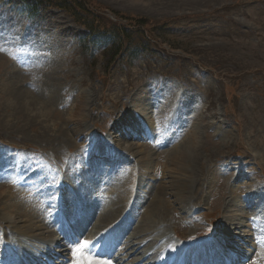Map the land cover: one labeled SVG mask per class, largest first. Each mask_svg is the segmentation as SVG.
I'll return each mask as SVG.
<instances>
[{
  "label": "rangeland",
  "instance_id": "374dc122",
  "mask_svg": "<svg viewBox=\"0 0 264 264\" xmlns=\"http://www.w3.org/2000/svg\"><path fill=\"white\" fill-rule=\"evenodd\" d=\"M90 1L111 18L116 11L167 25L154 32L148 50L136 59L125 56L108 65L101 48L86 50V32L63 11L40 7L29 16L21 0H0V204L18 207L7 220L0 212V255L7 254L3 263L28 260L27 248L37 253L49 238L51 229L39 222L46 223L45 215L29 202L43 200L41 195L59 201L55 192L61 181L69 184L62 192L78 200L76 210L83 205L82 213L92 212L93 221L100 182L123 188L146 175L141 188L146 196L148 185L178 172L183 179L171 182L166 192L158 185L157 198L166 203L153 220L154 201L135 200L141 215L146 210L142 227L155 226V233L170 243L201 250L204 261L214 264L218 254L212 253L219 246L211 247L216 241L221 245L220 236L232 229V213H242L245 225L257 212L264 216V0ZM181 146L192 156L185 168L176 167L171 155ZM146 151L154 158L148 170L137 163ZM184 182L187 188L180 185ZM29 216L39 219L41 243L16 232L33 220ZM82 217L63 214L83 236L93 227L107 229V223L87 227ZM116 227L104 236L131 233ZM239 230L234 229L236 235L247 228ZM258 246L253 250L245 242L249 255L240 263L264 264V246ZM80 262L100 264L89 257Z\"/></svg>",
  "mask_w": 264,
  "mask_h": 264
},
{
  "label": "bare ground",
  "instance_id": "6f19581e",
  "mask_svg": "<svg viewBox=\"0 0 264 264\" xmlns=\"http://www.w3.org/2000/svg\"><path fill=\"white\" fill-rule=\"evenodd\" d=\"M18 93L20 94L19 91H18ZM24 96L25 95H21L22 98ZM153 150H154V148H153ZM172 151L177 152V154L171 153V155L175 159V166L178 167V165H179V167L185 168L186 162L192 158L191 154L189 153V152H191L190 149L188 150L187 146H185L183 148L181 146L180 148L172 150ZM122 154H123V151H122ZM90 155H93V154L91 153ZM144 155L142 154V156L140 157V160H138L137 163L144 166V167L148 166V168H147V170H148V169H150L149 166L151 165V163L154 162L153 161L154 158L152 157L151 153L149 154V152H147V151L144 153ZM77 156H78V154H77ZM85 156H86V154H85ZM107 156H110V155H107V154L104 155V157H107ZM197 163H200V162L197 160ZM87 169H88V167H87ZM95 171H97V169ZM78 174H80V173L78 172ZM130 174H131V172H130ZM146 174L148 177L150 176L148 171ZM167 175H169V174H167ZM167 175H163V178L158 182V184L153 183V184L148 185L147 186L148 188L146 190V192H147L146 196L145 195L143 196L144 193H142V191H141V188H143L145 186V184H147V183L142 181L143 178H144V180L148 179L146 177V175L141 174L140 175L141 181L137 182L133 179L135 181V183H134V181H132V183L130 185H128V183H127V185H124L123 188L122 187L116 188V186L111 188L110 186H107L106 182L105 183L100 182V185L98 187L99 188L103 187V188H101V192L98 191L99 194L97 195V199H96L97 204L94 206L95 207L94 208L95 217H94L93 221H92V215H93L92 212L82 213L84 210L83 205H80V206H82L80 208V210H76V209H78L76 207L78 200L73 199L74 197L71 194V192L65 193V194L62 192V187H65L66 185H68L67 189L69 190V184L61 181L62 183L59 185L60 186L59 189H57L55 192L57 194V191H59V198H58L59 201L54 200L53 198H52V200H50V196H48V195H41V199H43V200L39 199L40 201L37 200L38 202L31 200L29 202L33 209H36L37 211H39V214L41 216L43 214L45 215V217H46L45 221L47 224L44 223V221H39V222L44 228H47V226H48L51 229L50 230L51 234H50L49 238L46 239V242L43 244L42 247H41V245L38 246L37 249L39 251L37 253H31L30 249L27 248L26 256L29 257V259L26 260L27 258H23L25 260H21V262L19 260H17L16 264H55L57 262H52V260L56 259L55 257H61V256H62V258H64V260H62L59 264H83L80 262L82 257H89L93 261L100 263V264H123V263L124 264H210L209 262L204 261L205 259L203 257L204 256L203 251L196 250V249H194L192 251H189L190 249L182 251V249H184V247L180 248L178 245L172 244L169 241H167L166 238H163L164 236L162 234L155 233L156 232L155 226L148 227V229L142 227L146 222V210L144 209L142 211V215H141V212H139V210H137L138 207H137V205H135V200H137L139 202L140 200H143V199H146L147 197H150L151 203L154 201V205H155L154 212L150 213V215H149V220L150 219L153 220L155 212L159 209V207L162 204L166 203L165 199L157 198L159 195V186L158 185H160V188L164 192H166L167 190H169L171 188V185H170L171 182L183 179L181 177L182 175L178 172L171 174L172 176H170V175L167 176ZM72 176H73V174H72ZM85 176H87V175H85ZM130 176H129V178H131ZM108 180H107V182H108ZM127 180L129 182V179H127ZM97 181L98 180H96V182ZM91 182H92V180H91ZM73 184L75 186V183H73ZM97 184L98 183H96V185ZM180 185H183L185 188H187L188 183L184 182V183H181ZM106 187H107V190H106ZM133 187H134L135 191H132ZM96 188H97V186H96ZM65 191H67V190L65 189ZM83 193H85V192H83ZM83 193H82V195H84ZM91 193H92V191H91ZM95 193H96V191H95ZM77 194H78V192H77ZM116 194H119L121 196V198L118 200H114L113 197ZM169 195H175V198H177V194H175V193L171 192ZM91 196H93V195H91ZM82 197H84V196H82ZM80 198H81V196H80ZM127 198L129 199L128 204H126ZM89 199H90L89 201L92 202L91 198H89ZM94 199H95V197H94ZM48 202H50L51 204L45 205L46 203L48 204ZM175 203H177V200H175ZM247 204H245V207L248 206ZM251 204H253V203H251ZM126 207H128L127 210H126ZM249 207H250V205H249ZM101 208H103V209L100 210ZM13 209L18 210V207H16L14 204H11L10 202H6V206H4L3 204L0 206V212L2 213V215L4 216V218L6 220L8 218L10 219L9 212ZM249 210H246V213L249 212ZM252 210L253 209H251V211ZM256 210L254 213H256ZM65 212L69 213L70 215H74L75 217L83 216L82 218H84L86 224H88V225H86L87 227L89 226L90 223H91L90 225L94 224V222H95V226L100 225L102 223H105V224L107 223V225H108L111 222V219L115 215H117V213H120L118 215V217H116V219L114 220L115 224L113 226L114 227L118 226L119 228L124 226L129 231H131V233L128 236L127 235H121L119 237L114 236L112 239L104 240L102 242V244L103 245L107 244L109 247H112L114 242H119L118 246L116 248L113 249V247H112L111 252L104 253V252L99 251L98 248L95 250L93 248V242L91 241L92 240V237H91L92 234L93 235L100 234L101 231L97 230L98 227L97 228L93 227V229H90V233L83 236V233H80L81 229L73 228L74 227V221H73V226H72L71 224H69L67 222V219L63 218V214H65ZM84 212H86V210ZM126 212H128L127 216H129L127 218H126ZM236 212H237V209H236ZM243 212H244V209H243ZM84 214H87L88 216L84 215ZM124 214H125V216H124ZM250 214H251V212H250ZM6 215H8L9 217H5ZM51 216H54L55 218L54 219L49 218ZM29 217H31V216H29ZM139 217H141L140 220H139ZM241 217H243L242 213H239L237 215L232 213V215H230L228 218L229 221L234 220L233 222L229 223V225L232 227V229L229 228V230H227V231L225 230L221 236L218 235V236H220V238L223 237L221 245H220L219 241H216L214 243L215 246L211 247V249H214L216 246L217 247L219 246L218 249L217 250L214 249L215 252L212 253V255H214V256H215V254L216 255L218 254L217 259H216L217 262L214 264H225V263H227V261L230 263L234 262L233 264H241L240 262L242 261V259L245 258L247 255H249V253H247L243 247L245 242H248L250 249H253V250L257 249V247H256L257 245H259L258 248L261 246H264V216H260V212H259V214L257 212L255 215L251 216L252 219L248 223V225H245L242 221H240ZM31 218L33 219L31 222L29 220H27L23 226L17 227L16 232H18L19 234H24V235L29 233L28 236H29L30 241L31 240L34 241L33 243H35V241L40 242L41 238H42V234L40 232L41 225L37 224V220H39V219H36L34 217H31ZM119 218H122V220L118 221ZM244 218H246V217H244ZM125 219H127V221H125ZM107 225L105 226L106 228L113 227L112 225H110V226L109 225L107 226ZM244 226H245V229L247 228V230L242 235H240L241 232L239 229L244 227ZM234 229H236V230L238 229L240 234L237 233V235H236V233L234 232ZM36 230H38L39 232L35 233V234H30V232H33V231L35 232ZM23 231H24V233H23ZM71 232H73L77 235H80V238L81 237L84 238V241L87 244L86 254H81V255L77 254V252H76L77 249L75 248V246H76L75 240L70 238V236L72 235ZM3 233H5V235H7V232L3 231ZM244 234H246V235H244ZM149 236H151V238L147 239ZM236 238H238V239L236 240ZM7 239L10 241L11 237H7ZM179 240H182V239L179 238ZM72 244H74L73 247L71 246ZM57 245H59V247L55 248L54 246H57ZM229 245H234L235 247L234 246L233 247L235 248L236 251L232 250V247H230ZM240 245H241V247H240ZM29 246H31V244ZM142 247H144V249H142ZM23 248H25V247H23ZM34 248H36V247H34ZM71 249H73L74 252H72ZM68 250H70V251H68ZM227 250H228V252L224 255L223 252H225ZM258 251H260V250H258ZM261 251L263 252V249H261ZM1 252H2V250H0V254H1ZM6 253H7V251H6ZM40 254H41V256H40ZM228 254L230 256L226 257V255H228ZM6 255L7 254H4V256H6ZM44 255L47 256V260H44V259L42 260V258H43L42 256H44ZM104 256H106V257H104ZM3 257L0 255V262L1 263L4 262ZM23 257H24V255H23ZM257 258L260 259L259 256ZM243 264H244V262H243Z\"/></svg>",
  "mask_w": 264,
  "mask_h": 264
},
{
  "label": "trees",
  "instance_id": "16d2710c",
  "mask_svg": "<svg viewBox=\"0 0 264 264\" xmlns=\"http://www.w3.org/2000/svg\"><path fill=\"white\" fill-rule=\"evenodd\" d=\"M21 1L27 6L29 16H35L40 7L63 11L85 30L86 42H83V46L86 50H90L89 47L91 50L101 48V54L109 56L108 65L125 56L136 59L137 55L148 50L152 37L156 36L154 32L163 31L167 25L151 24L141 16L133 17L116 11L110 13L111 18L90 0ZM113 19L121 20V23H115Z\"/></svg>",
  "mask_w": 264,
  "mask_h": 264
}]
</instances>
